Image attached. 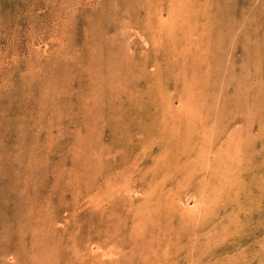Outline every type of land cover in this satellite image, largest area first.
<instances>
[{"label": "rangeland", "instance_id": "374dc122", "mask_svg": "<svg viewBox=\"0 0 264 264\" xmlns=\"http://www.w3.org/2000/svg\"><path fill=\"white\" fill-rule=\"evenodd\" d=\"M0 264H264V0H0Z\"/></svg>", "mask_w": 264, "mask_h": 264}]
</instances>
